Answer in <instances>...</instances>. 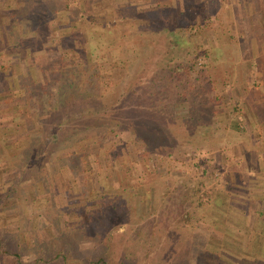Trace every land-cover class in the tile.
I'll list each match as a JSON object with an SVG mask.
<instances>
[{"label": "rangeland", "instance_id": "obj_1", "mask_svg": "<svg viewBox=\"0 0 264 264\" xmlns=\"http://www.w3.org/2000/svg\"><path fill=\"white\" fill-rule=\"evenodd\" d=\"M263 8L0 0V264H250Z\"/></svg>", "mask_w": 264, "mask_h": 264}, {"label": "crops", "instance_id": "obj_2", "mask_svg": "<svg viewBox=\"0 0 264 264\" xmlns=\"http://www.w3.org/2000/svg\"><path fill=\"white\" fill-rule=\"evenodd\" d=\"M264 9V8H263ZM0 48H6L5 46V42H3V39L0 41ZM0 67H2V63H0ZM5 71V68L2 69V71L0 72V82H6L5 85L6 87L4 89H9V93L5 92L3 90V88L0 87V128H3L7 125H4V123H2L5 120H12L13 119V112L10 111H6L4 112L3 109L4 106L9 105H13V96H15V94H13L12 90H13V77L10 76H6V73H3ZM5 75V76H4ZM262 126H264V123H262ZM260 150L263 152L260 153H255V155L258 158L257 161V173H261L260 175H262V177H264V159H262L261 161V156H264V148H260ZM264 181V178H263ZM261 186L264 187V183L261 182ZM254 214L255 216L250 217V221L251 223H253V225H256L255 227H253L252 229H249V233H250V239H249V247L247 249V253L241 254L243 257H248V260H250V264H253V261L256 263L259 262V264H264V245H262L261 247H258L257 243L259 240H262L264 238V194H262V196H259L254 203ZM238 217L237 221L241 220L242 216L241 215H237ZM257 241V242H256Z\"/></svg>", "mask_w": 264, "mask_h": 264}, {"label": "trees", "instance_id": "obj_3", "mask_svg": "<svg viewBox=\"0 0 264 264\" xmlns=\"http://www.w3.org/2000/svg\"><path fill=\"white\" fill-rule=\"evenodd\" d=\"M20 2V1H19ZM26 4V3H25ZM80 6H81V9L83 10V11H85V7H83L82 5H81V3H80ZM190 68V67H189ZM170 70V72H172V70H174L175 72H177V69L174 67V68H172V69H169ZM14 78V77H13ZM15 82H17V84L20 86V84H19V81H18V79H17V77L15 76ZM34 82V83H33ZM32 83L34 84V85H37L38 83H39V86H40V80H33L32 81ZM86 86H88V87H90V86H92L90 83H88ZM72 90H74L75 88H76V86L75 85H71V87H70ZM26 92V91H25ZM78 93V92H77ZM76 93V94H77ZM88 97L89 95H83L82 94V96H81V98L82 97ZM75 97H77V95H75L74 96V98ZM56 104L59 102V98H61V94L60 93H56ZM52 103H53V101H52ZM35 113H37V112H32L31 114H33L34 116H35ZM36 118V117H35ZM38 121H40V119H39V116L37 117V122ZM74 149H73V147L72 148H69L68 149V153L66 154V153H64V154H66V155H72V156H74ZM13 256L16 258V264H20L19 262H18V253L16 252V251H13ZM53 259H58V262L60 263V264H68L67 263V260H68V258H67V256L65 255V254H62V252H57V253H55L53 256H52V258H49V259H47V261H51V260H53ZM100 260L101 261H95V262H88V263H86V262H82L81 264H97V263H102V264H106V263H104V260L102 259V258H100ZM41 262H43V260L41 259V258H35L30 264H36V263H40L41 264Z\"/></svg>", "mask_w": 264, "mask_h": 264}]
</instances>
